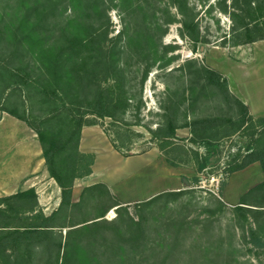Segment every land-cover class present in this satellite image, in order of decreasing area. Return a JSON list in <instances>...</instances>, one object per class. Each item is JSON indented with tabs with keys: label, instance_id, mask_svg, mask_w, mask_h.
I'll list each match as a JSON object with an SVG mask.
<instances>
[{
	"label": "rangeland",
	"instance_id": "rangeland-1",
	"mask_svg": "<svg viewBox=\"0 0 264 264\" xmlns=\"http://www.w3.org/2000/svg\"><path fill=\"white\" fill-rule=\"evenodd\" d=\"M94 1L102 5L83 11L85 4L73 9L70 0H0L4 45L8 52L18 48L13 66L29 75L30 86H44L50 94L58 82L67 84L69 64L45 71L35 63L30 44L15 47L10 35L21 38L32 25L58 45L69 22L72 26L86 15L91 22L100 15L105 45H114L117 63L124 68L131 107L118 121L86 113L83 127H95L123 156H146V177L179 179L174 188L160 186L156 195L183 192L142 207L147 200L121 203L104 188L83 193L86 186L75 180L71 201L81 205L57 215L53 233L33 249L31 259L0 250V264H56L60 242L57 264L67 255L70 264H264V188L254 190L264 181L260 163L227 173L229 166L247 161L257 145L264 146V40L239 44L244 39L239 36L241 18L236 21L232 14L235 0H186L183 11L172 0H134L124 12L118 0ZM139 7L149 8L146 17ZM132 9L137 17L129 13ZM46 18L41 27L39 20ZM252 35H264V27ZM147 64L153 66L143 81ZM206 70L215 72L224 86L211 84ZM27 93L46 110L42 95L28 89L20 94L13 87L5 92L7 107L28 114ZM169 123L177 127L175 139L153 136ZM87 157L79 163L80 173ZM201 163L205 168L198 171ZM29 185L38 196L37 211L47 216L58 208L60 189L45 165ZM113 202L120 208L111 207Z\"/></svg>",
	"mask_w": 264,
	"mask_h": 264
},
{
	"label": "trees",
	"instance_id": "trees-1",
	"mask_svg": "<svg viewBox=\"0 0 264 264\" xmlns=\"http://www.w3.org/2000/svg\"><path fill=\"white\" fill-rule=\"evenodd\" d=\"M118 1L124 12L126 11V5L128 6V3H132L134 0ZM172 1L177 9L181 11L186 9V0ZM240 1L235 0V6H232L235 9V13H232L235 16V20L240 21L239 18H241L242 32H240L239 36L244 40L239 44L264 40V35H252L258 26L264 27V0ZM70 2L73 5V9L85 4V6H82L83 11L97 9L102 5L94 0H70ZM93 2L95 3L93 4ZM92 4L93 7L91 6ZM38 9L36 7L34 11H38ZM135 10L132 9L129 13L137 17L138 14L136 15ZM140 11H142L141 15L146 17L149 13V8H142ZM44 12L45 10H42V13ZM46 15L47 13H45ZM152 15L154 17L155 13ZM45 21H48V19L39 20V25ZM99 21L100 15L98 20H92L91 22H89V16L86 15L84 20L77 21L72 26L69 25L71 23L69 22L61 30L60 40L62 42L58 45L50 42V40L53 41V38L46 36L47 32L41 33L44 32L43 28L39 31L32 25L29 31L24 33L21 38L12 34L10 37L8 36L9 40L14 41L15 47L28 42L31 48L34 49L32 53L35 56V63L38 62L42 65L45 71L50 69H56L57 71L62 65L69 64L65 77L67 84L63 85L58 82L55 86L56 88L54 87L50 94L44 86H30L29 75H22V70L13 66L14 61L18 58V53L16 52L18 48L8 52L6 49L8 47L4 45L5 32L0 30V112L7 113L21 120L36 134L41 146L44 165L50 179L54 180L59 187L61 199L58 208L46 216L43 212L37 211L38 196L33 188L0 197V250L10 251L17 255H23L26 259H31L33 249L42 246L41 240L46 236H51L53 233V223L57 215L64 208L73 209L81 205L80 201L72 202L71 196L75 180L89 175L93 164V156L89 155L87 157L86 154L80 153L78 149L81 129L85 125V114H95L99 118L108 117L118 121L130 111L132 96L130 91L125 88L124 68L117 63L114 45H105L103 39H106L107 35L105 33L106 26L99 24ZM182 26L186 29L190 27L188 22L185 21H183ZM130 29V27L126 26L127 31ZM152 66L153 64H147L143 71V81L148 76ZM206 72L211 76L209 81L211 84L220 87L224 86V83L221 82L215 72L212 70H206ZM222 81L225 82L224 79ZM75 85H80V87ZM11 87L20 94L25 89H28L31 94L42 95L41 102L46 107V110H42V106L40 104L37 105L38 100H34V97L28 93L25 95L29 104L28 114L25 113V109L22 113H19L17 108L7 107L5 92ZM23 103L22 100L21 104ZM237 104L243 114H247L246 105L239 100ZM38 109L41 110L36 113ZM260 121L264 122V118H261ZM176 129L177 127L169 123L166 130L157 128L156 131L150 132L155 138L170 142L176 138ZM205 140V145H209V138ZM257 140L260 141L259 139ZM110 143L115 150L120 152L114 141L110 140ZM85 157L89 160L85 170L80 173L79 163ZM254 162L260 163L264 175V146L257 145L249 153L247 161L229 166L227 173L232 174L240 171ZM204 168L205 164L201 163L198 166V171ZM98 188H104L108 195H111L104 184L86 186L83 189V193L92 192ZM260 188H264V181L254 187V190ZM182 192H163L141 204L142 207H148L161 200L180 195ZM119 206L120 204L117 202H113L111 205V207ZM242 208V206H237L236 210L242 211ZM97 221H93L91 224ZM83 223L86 222L84 221ZM132 223L135 224L133 219ZM136 224L141 225V221ZM85 225L82 226L85 227ZM60 249L61 242L57 244L56 264L58 263ZM61 264H70L69 255L62 258Z\"/></svg>",
	"mask_w": 264,
	"mask_h": 264
},
{
	"label": "crops",
	"instance_id": "crops-1",
	"mask_svg": "<svg viewBox=\"0 0 264 264\" xmlns=\"http://www.w3.org/2000/svg\"><path fill=\"white\" fill-rule=\"evenodd\" d=\"M100 133L95 127L81 129L79 152L93 156V164L91 173L76 181L85 186L104 184L121 203L138 198L148 200L160 186L171 189L179 182L175 177L162 181L146 177L150 168L146 156H123ZM43 168L42 150L35 133L21 120L0 112V197L31 188L32 176Z\"/></svg>",
	"mask_w": 264,
	"mask_h": 264
},
{
	"label": "bare ground",
	"instance_id": "bare-ground-1",
	"mask_svg": "<svg viewBox=\"0 0 264 264\" xmlns=\"http://www.w3.org/2000/svg\"><path fill=\"white\" fill-rule=\"evenodd\" d=\"M112 211V210H111Z\"/></svg>",
	"mask_w": 264,
	"mask_h": 264
}]
</instances>
